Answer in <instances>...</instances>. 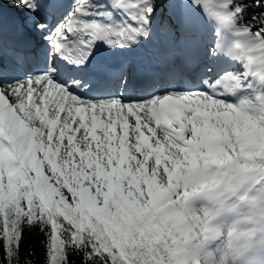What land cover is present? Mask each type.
I'll use <instances>...</instances> for the list:
<instances>
[{"label": "snow or ice", "instance_id": "1", "mask_svg": "<svg viewBox=\"0 0 264 264\" xmlns=\"http://www.w3.org/2000/svg\"><path fill=\"white\" fill-rule=\"evenodd\" d=\"M264 264V0H0V264Z\"/></svg>", "mask_w": 264, "mask_h": 264}, {"label": "trees", "instance_id": "2", "mask_svg": "<svg viewBox=\"0 0 264 264\" xmlns=\"http://www.w3.org/2000/svg\"><path fill=\"white\" fill-rule=\"evenodd\" d=\"M40 239L41 237L38 234L29 233L27 234L25 241V246H32L35 248L36 256H34L33 259L36 261V264H40L43 255L40 247Z\"/></svg>", "mask_w": 264, "mask_h": 264}]
</instances>
